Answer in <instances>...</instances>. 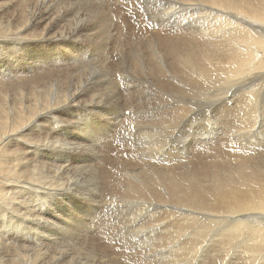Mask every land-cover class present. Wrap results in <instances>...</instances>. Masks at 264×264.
<instances>
[{
	"label": "bare ground",
	"instance_id": "obj_1",
	"mask_svg": "<svg viewBox=\"0 0 264 264\" xmlns=\"http://www.w3.org/2000/svg\"><path fill=\"white\" fill-rule=\"evenodd\" d=\"M89 1L93 3L92 0H0V38L3 40L19 29L21 36H30L35 42L41 40L42 43L44 37L82 41L83 36L86 43L105 42L101 44L105 48L109 45L106 39L114 28L107 12L92 8ZM157 1L159 15L156 18L160 27L154 33L142 30L146 41L135 44L134 56L128 63L123 59L119 64L107 62L111 54L103 49L107 60L103 57L101 64L87 72L88 68L80 70L77 75L65 74L62 78V71L53 74L46 71V76L36 75L37 72L20 88L17 82L11 84L0 79V207L5 205L10 211V215L4 208L0 211V219L6 224V228H0V264H140L144 256L157 260V263L148 261L150 264H160V260L166 264H264V0ZM85 2L91 8L84 7ZM69 6L74 9L73 21L66 25ZM171 15L178 23L177 29L173 27L176 31L168 29L171 32H166L162 23L172 20ZM100 23H103L102 31ZM14 39L17 43V37ZM34 47L38 56L33 58L38 63L50 65L52 60L47 61L43 54L45 45ZM92 74L96 78L89 81ZM112 76L134 80L135 84L129 87L132 93H117ZM54 79L62 80L54 83ZM142 82L149 87L138 86ZM152 89L155 91L149 96L141 94ZM87 91L92 98H86ZM99 95L108 98L101 97L98 101L94 96ZM103 101L106 107L159 112L156 119L151 117L152 113L148 114L149 119L146 117L143 126L153 135L147 138L150 140L147 146L144 141L139 148L136 145L139 150L134 149L136 156L127 155V159L119 161L117 152L122 155L121 150L115 149L117 145L111 146V138L106 132L104 134V128L102 133L99 131L101 135H92L100 147L89 146L86 150L51 134L43 123L46 115L62 113L64 108L79 104L101 107L98 103ZM202 115L205 119L216 120L208 124L214 126L210 133L204 131L208 137L203 136L200 127L196 130L195 147L183 159L174 157L164 163H167L165 167L145 161L151 152L163 146L161 141H167L183 123L188 124H184V128L194 127L191 119L195 121ZM33 129L37 135L28 142L42 148L43 145L47 149L57 148L63 155L61 163L68 168L55 166L54 162L46 166L43 161H35L33 156L26 158L30 155L27 151L21 152L12 145V142H21L18 136L24 137ZM123 147L122 153L126 150ZM72 156L84 162L89 159L92 168H85L80 160V167L73 165L76 159H72L73 167H69ZM25 185L38 192L55 191L59 196L69 190L88 199L92 205L79 210L82 216L78 220L91 232L70 249L67 227L59 244L50 242L34 249L32 237H39L40 231L32 225L41 220L50 222V219L63 218L60 212L51 214L45 210L49 198L45 193L40 196ZM100 192L102 196L109 194L114 205L135 203V211L127 210L129 215L139 219L142 214V219L147 220L150 217V222H143L139 230H130L138 242L144 241L139 236L140 230L158 225L154 238L150 239L154 247L145 250L133 247L131 250L140 258H132L126 248L109 262L104 251L99 250L100 245H105L101 229L114 230L119 242L126 245L118 235L119 211L111 208L108 219L102 215L105 207L99 204ZM30 193L35 195L28 201L26 196ZM26 201L37 206L35 212L45 213L38 212L39 216L34 218ZM147 207L155 214L145 212H150ZM145 239L148 242V238ZM113 247L115 244L107 245L108 249Z\"/></svg>",
	"mask_w": 264,
	"mask_h": 264
},
{
	"label": "rangeland",
	"instance_id": "obj_2",
	"mask_svg": "<svg viewBox=\"0 0 264 264\" xmlns=\"http://www.w3.org/2000/svg\"><path fill=\"white\" fill-rule=\"evenodd\" d=\"M80 1L82 2V0H80ZM92 1H93V3L89 1L90 3H92V8H94V9L98 8L100 10H105L107 12V15H109L110 24L112 25L111 27H112V29L114 28L111 31V34L106 39L109 43L108 46H106L104 48V46L101 45L105 42H103L101 44L86 43L83 40V36H82V41H77V40L62 41V40H58L56 38L49 40L48 38L44 37V39H42V43H41V40H38V41L36 40V42H35L32 40V38H30V36H25V35L21 36L19 29H18L19 32H18V30H14L8 36H5V38L3 40L0 38L1 39V41H0V79L4 78L5 82L7 81V82H10L11 84L13 82H17L19 85V88H20L25 83L31 81L30 77L35 76V73H37V72L38 73L36 75L40 74V76H46V71H52L51 74H53L54 71H56V72L62 71L63 72L61 74L62 78L65 77V74L77 75L76 73L79 72L80 70L88 68L86 70V72H87V71L91 70L90 68L93 67L94 65L101 64V62H103V60L106 59L102 53L103 49L105 50V52H107V54L108 53L111 54L110 60L108 61L106 59L107 62H110L111 64H113V63L119 64L118 61H121L123 59L124 63H128L130 61V58H132L134 56L133 49L136 47L135 44L139 43V42L143 43V41H146L145 37L143 36V34H145L147 32L146 30H148L149 33H154L160 27V25H159L160 22L156 18V16L159 15V13H157L158 6H156V5H159V3H157L158 2L157 0H156V2L154 0H146V1L145 0H120V1H118V0H92ZM144 2H146V3H144ZM86 4H84V7L91 8L90 5H88V4L86 5ZM147 6H149V7H147ZM132 9H133V11H132ZM73 11H74V9L73 8L71 9V6L67 7L66 14H65V16H66L65 24L66 25H71V23L73 21L72 20L73 19ZM84 15H86V14H84ZM84 15H82V16H84ZM181 15H182V13H181ZM153 17L155 20L153 19ZM172 18H174V15H171V19ZM172 20H169L170 22L167 21V22L162 23V26L163 25L165 26L168 23L167 24L168 26L166 25L167 27L163 26L164 30L167 29V30H165L166 32L176 31V29H177L176 25L178 23L174 22V19H172ZM156 21H158L157 24H156ZM68 23H70V24H68ZM100 25H101V31H102L103 23H100ZM170 26H172V27L170 28ZM173 27L176 29H174ZM168 29L171 31H169ZM142 30L145 33H143ZM102 34H103V32H102ZM88 35L91 38L94 37L90 33H88ZM16 37L18 39L17 43H16V39H14ZM103 37H105V36L103 35ZM21 40H22V42H21ZM35 45H39V46L45 45L46 48H45V51L43 52V54H44V56H46L47 61L52 60V63L50 65H43L41 63H38L34 59L36 56H38V54H37L38 51L34 47ZM97 47H99V50H97ZM127 49H128V51H127ZM43 54L41 53L40 55H43ZM102 58H103V60H101ZM123 69L124 68H122V71L126 73L127 69L126 70L125 69L123 70ZM10 73H13L12 75H15V77H12V75L5 76L6 74H10ZM22 73H24V74L21 75ZM18 76L20 77V80H19ZM73 78H76V76H74ZM94 78H96V76L94 74H92V78H89V81H91ZM100 79L103 80L104 78L101 77ZM111 79H112L113 83H115V85H117V88H116L117 93L122 94V95H127V94L130 95L132 93L133 89L129 88V87L133 86L135 84L134 80H132L129 77H128V79L127 78L126 79H123V78L119 79L117 76H115V77L112 76ZM61 80L62 79H57V80L54 79V83H58ZM130 83H132V84H130ZM73 84H75V83H73ZM1 85L2 84L0 83V86ZM139 85H141L142 87H149L148 85H146L145 82L138 83V86ZM100 91H103V87L101 88ZM154 91L155 90H153V89L150 92H149V90H144V91H142L141 94H143L144 96H149ZM87 92H88L89 96L86 98H92V95H90L91 93L89 91H87ZM13 95H15V94L13 93ZM143 95H141L140 97H144ZM99 96H94V98L96 100L98 99V101H99V98H101V97L102 98H108L107 96H101V95H99ZM105 101H103L102 103H98V104L103 105V108H102V105H101V107H100V105H97L99 109L97 108V106L96 107L84 106L82 104L81 105L79 104L77 106L75 105L74 108L73 107L64 108V111H62V113L59 112V113H52V114L46 115L43 119V123L47 126V128L49 129V132L51 134H55L59 138L66 139L70 143L79 144V148H84L86 150L89 149V146H91V147L96 146V148L100 147V143H98L97 140L94 139L93 136L95 133L97 135H101L99 133V131L102 133V129L104 128V134L106 132L108 138H111V140L109 141L111 146L115 147L117 145L115 147V149L119 148L121 150L122 155H120V152H117L118 157L120 158L119 161L121 159L124 160L127 155L129 156V155L133 154L134 156H136L135 153L137 151H139L138 148L140 147V146L138 147V145H141V143L144 141L145 146H147L146 143H148L150 141L147 138H151L150 135H153V132L151 130L148 131V129L145 126H143V125H146L147 118L149 119L148 114L152 113L153 115L151 117H155L154 119H156L157 118L156 116L159 114V112L155 109L154 110L134 112L131 110H126L125 107L120 108V106H116V107L107 106L106 107L105 106L106 103L103 104ZM120 101H123V98L120 99ZM80 106H82V107H80ZM139 106H140V103H139ZM104 107H106V109ZM79 108H81V109H79ZM84 109H86V110H84ZM92 110H93V112H92ZM207 111H209V109H207ZM124 112H125V114H124ZM100 113L102 115H100ZM134 115H136V117ZM128 116L130 117V119H132L131 121H130ZM131 116H133V117H131ZM205 117H203V115H202V118L201 117L198 118L200 120H198V119L195 120V121L198 120L196 123H195V121H193L195 118L191 119V121H192L191 123H193L196 127L195 126L190 127V125H189V126H186L184 128V126H185L184 124H187V123L186 122L183 123L173 133L175 136L174 135L170 136V138H168L167 141H166V139L161 141V144H163V146L161 148H158L156 151H154L155 153L151 152L147 156V159H145V161L146 162L150 161V163H153V164L155 163L154 165L157 164L158 166L165 167V166H167V163L166 164H164V163L166 161L173 160L174 157L179 158V156H180V158L183 159V157H185V155H187L189 153V151L192 150L193 147H195V143H196L195 137H196V133H197L196 130L197 129L200 130V128H201L202 130H200V131L202 132L203 136L204 135L206 136L207 133H210L211 128L214 126V125L208 126V124L214 123V121H216V120H214L213 118H210V117H208V119H205ZM111 118L112 119L114 118V119L112 120ZM143 118H144V120H143ZM123 119H126L127 124H125L126 122ZM203 119H205V120L203 121ZM118 120H120V121H118ZM109 121L112 123H110ZM122 121H124V122H122ZM201 121L204 123H202ZM61 123H63V124H61ZM120 123H124L125 125L120 124ZM132 123H134V124H132ZM96 124H99V125H96ZM138 124H140L139 127H138ZM200 125L201 126L203 125V126L201 127ZM120 126H121V128H120ZM36 128L38 129L39 127L37 126ZM141 129H143V130H141ZM140 130L142 131V133L140 132ZM138 131H139V133H138ZM150 131L152 132V134H150L151 133ZM194 131H196V132H194ZM204 131H206L207 133ZM145 132L147 133V135ZM26 133L28 135H26L24 137L23 136L17 137L19 139V141H21V142H18V144L12 142V145L15 148L21 150V152L27 151L30 154V155H27L26 158L31 159V156H33V159L35 161H39V162L43 161L44 163L43 162L42 163L43 164L46 163L45 164L46 166L56 164L55 166L68 168L67 165H63L61 163V157H63V155L60 154V152L57 150V148L53 149V148L48 147L51 149L50 150V149H47V146H45V145H43L44 148H42L40 145H37L35 143H31V141L28 142L29 138H33L37 135V132L34 131V129H33L30 131H27ZM183 133L186 135H184ZM138 134L140 135L139 136L140 139L138 138V136H136ZM90 135H91V138H90ZM179 136H181V137H179ZM191 136H192V138H191ZM208 136H209V134H208ZM208 136H206V137H208ZM114 137H115V139H114ZM116 138H117V140H116ZM121 138L124 140V142ZM93 139H94V141H93ZM103 140L106 141V138L104 137ZM188 140H189V142H188ZM92 141H93L94 145H93ZM112 142H114L113 145H112ZM125 143H126V145H125ZM128 143H129V146H127ZM167 143H168V145H167ZM177 144H180V146ZM120 145H122V146L124 145L123 150L126 149V150H124L125 152L123 151V153H122V146H120ZM136 145L138 148L136 147ZM25 148H26V150H24ZM136 148H137V150H136ZM134 149L136 152L134 151ZM179 149H181L182 151L181 150L177 151ZM47 150H49V151H47ZM170 151H172V152H170ZM56 152H59V153L57 154ZM117 153H114L115 154L114 156H116ZM124 153L126 154L125 157L123 156ZM152 153H154V154H152ZM161 154H163V155H161ZM178 154H180V155H178ZM128 156H127V158H128ZM159 156H160V158H159ZM163 157H164V159H163ZM44 158H47V160L44 161ZM72 159H76V161L73 163V165H76L79 167L82 165L81 163H79L80 159L78 160V156H72V157H69V167L71 166V163L73 162ZM80 161L84 163V166H86L85 168H92L90 165L91 163H90L89 159L85 160V162L83 160H80ZM53 162H54V164H53ZM93 163H95V162H93ZM158 163H160L161 165ZM175 163H178V161H175ZM71 167H73V166H71ZM17 186H19V185H17ZM24 187L29 189V190L31 189L30 191H32L33 193H35V192L40 193V196L44 195V193H45L46 196L49 197L47 200L48 201L47 204L44 206L45 210L51 214H53L55 212H60V216L63 218V219H53V221H52V219H50L48 217L51 220L50 222L41 220V221H38L37 224L32 225V226L38 228L40 231L39 237H37V238L32 237V240H34V241H32V245H33L34 249H39L42 246V244H49L50 242H58V244H59V242L61 241V239L63 237V231L67 227L69 229V239H68L67 246H70V249H72V246L74 244L81 243L82 238L84 236H87L91 232V229L89 227L83 226L81 224V222L78 220V217L82 216V213L79 210L80 209H88L89 207H91L90 205H92V203L88 199L84 200L78 194H76L72 191H69V190H64L62 192L63 195L59 196V195H57V193H55V191H52V192L48 191L47 192L48 194H47L46 191L38 192L37 189L35 190L34 188H32L28 185H25ZM31 195H35V194H32V193L28 194L26 196L28 201L32 199L30 197ZM102 195H103V193L100 192V196H102ZM105 195L106 196H102V198H101L102 200L100 199V197L98 199L99 204H103L102 207L106 208V209L105 208L102 209L103 211L101 210L102 215L106 216L108 219L109 216H111V212H110L111 208L117 209V211H119V212H117V214L119 215V222H120V225H119L120 228L118 226V228H119L118 235H119L120 240L126 244V245H124V244L119 242L118 236L114 230L111 229V230L105 231V230L101 229L100 233H101L102 237L104 238L105 242L104 241L103 242L105 243V245L104 246L100 245L99 250L104 251V256L106 257V260L110 262L112 259L117 257L116 253H120V252L124 251L126 248H127L128 254L132 258H134V257L137 258V256H139V255H135L136 254L135 251H133V253H135V254L131 253V250L133 249V247L141 248V250H145V249H149L151 247H154L155 244H151L152 242L150 239L154 238L153 233L156 230V227H158V225L155 224L149 228H144V229L140 230L139 236L142 237V239L144 241L142 243L138 242L136 240L133 232L130 230L134 229V228H135V230H139L138 229L139 225H141L143 222H150V221H148L150 219V217L147 220V219H142V214L140 215L139 219L134 217V216H131V215H129L127 210L132 211V212L135 211V208L137 207L135 203H133L132 205L128 204L126 206L125 205H114L115 203L112 201L111 196L109 194H105ZM28 201H26L27 204H28ZM52 203H55V204L50 206V204H52ZM37 204H39V203H37ZM105 204L107 207L105 206ZM120 204H122V203H120ZM40 205H42V203H40ZM29 206H30V209L32 211L31 213H33L34 218H37L39 216V213H41L42 215H43V213H45V212H41V211H38L39 213L35 212L36 210H34V209L37 206H34V203H32L31 201H30ZM2 209L7 211L8 215H10V211L5 205H3V207H0V211ZM147 209H149L150 212L148 210H146L145 212L151 213V214L153 212L155 214L154 211H151L152 208L147 207ZM147 213H144V214H147ZM114 219H115V217H114ZM100 227H103V225H101ZM0 228H3V229L6 228V224L4 223L3 219H0ZM135 232L136 231H134V233ZM165 232H166V230H164L163 233H165ZM145 238H148V242L150 244L147 242V240ZM109 243L115 244V247L108 249L107 245ZM138 258H140V256ZM140 259L143 261L141 263L139 262L140 264H150L148 261H152L154 263H157V260L149 259V257H147V259H146L145 256L141 257ZM127 264H134V263L130 262ZM160 264H166V261L160 260Z\"/></svg>",
	"mask_w": 264,
	"mask_h": 264
}]
</instances>
